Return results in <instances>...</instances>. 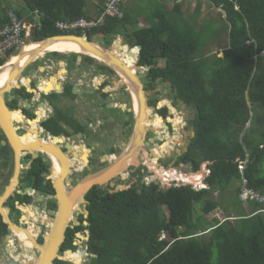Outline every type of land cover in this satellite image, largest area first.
Instances as JSON below:
<instances>
[{"label":"trees","instance_id":"obj_1","mask_svg":"<svg viewBox=\"0 0 264 264\" xmlns=\"http://www.w3.org/2000/svg\"><path fill=\"white\" fill-rule=\"evenodd\" d=\"M170 1L177 15L158 13L149 26L129 30L130 18L123 12L92 31L111 39L123 34L130 47L139 45L140 64L163 58L153 74L170 84L192 116L194 136L179 161H190L194 170L211 161L209 188H160L138 181L123 190H91L84 219L90 250L96 253L92 262L210 264L206 256L214 250V264H264V205L250 200L247 211L239 198L242 178L246 187L264 196V0H197L194 17L204 1L220 12L215 20L203 22L180 18V0ZM86 7V0H0V27L9 22V11L18 18L24 13L35 18L36 11L39 25L30 40H39L59 34L56 20L80 18ZM222 33L224 47L211 52ZM158 117L162 120L161 113ZM179 119L175 114L170 121L177 126ZM215 193L217 199L212 198ZM195 204L200 214H195ZM217 208L230 211L226 216L233 218L220 223L208 218ZM6 232L0 220V235ZM162 233L168 237L160 238Z\"/></svg>","mask_w":264,"mask_h":264},{"label":"flooded vegetation","instance_id":"obj_2","mask_svg":"<svg viewBox=\"0 0 264 264\" xmlns=\"http://www.w3.org/2000/svg\"><path fill=\"white\" fill-rule=\"evenodd\" d=\"M86 35L109 53L115 44L120 49L124 45L126 51H117L115 65L81 52L52 51L47 54L54 57L42 53L25 64L19 63L16 69V61L10 60L20 57L21 47L27 43L21 41L6 47L0 57V73L1 68L7 71L0 85V208L20 227L9 229L0 211V220L7 229L0 235V264H23L18 257L25 253L31 257L29 263H34L39 255L36 244L43 243L66 204L71 207L70 214L52 264H93L96 253L90 250V235L85 228L88 222L84 219L90 203L88 193L98 187L109 192L114 187L130 188L138 181L154 182L164 188L165 183L156 179L158 176L149 170L144 157L148 154L152 159L150 149L155 146L160 150L169 137L168 151L160 150L156 157L157 168H171L167 171L176 176L184 173L173 168L192 165L190 161H179L194 136L191 110L168 82L154 76L153 68L161 64H140V48L133 46L136 52L132 53L133 47L128 46L123 34L114 42L118 35L112 40L92 30ZM140 100L153 107L146 115L149 125L141 133L137 118L139 106L142 109ZM158 113L165 129L163 123L153 127ZM175 114L181 115L177 126L170 121ZM137 131L142 141L136 160L104 183L90 186L80 201L75 195L76 187L122 157H131ZM164 156L168 160H160ZM149 176L156 177L148 179ZM127 178L129 182L120 185L119 181Z\"/></svg>","mask_w":264,"mask_h":264},{"label":"bare ground","instance_id":"obj_3","mask_svg":"<svg viewBox=\"0 0 264 264\" xmlns=\"http://www.w3.org/2000/svg\"><path fill=\"white\" fill-rule=\"evenodd\" d=\"M119 41V40H118ZM43 43V44H42ZM42 43H30L28 45H26L23 50H22V53L20 55V57H14L12 58V60L10 61H16L14 64H15V68L17 69L18 68V64L22 63V64H25L27 61L30 60V58H32L33 56H39L40 53H43L44 51H60V52H81V53H85V54H88L90 56H93V57H97V58H100V59H103L105 60L106 62L108 63H112L115 65V60L116 58H118V50L119 52L121 53H125L126 50L124 49H120L118 46H116L115 44V48L113 47V49L111 50V54H108V52H96L94 51L93 49H89L87 47H85L84 45H82V43H79L77 42L76 40L72 39V38H61V39H50V41L48 43H45L44 41ZM114 46V45H113ZM103 50V49H102ZM130 51H132V53H135L136 52V47H133L130 49ZM118 57H117V56ZM115 56V57H114ZM27 59V60H26ZM128 59V62L129 63H132L130 61V57L127 58ZM5 65V64H4ZM13 68V67H12ZM128 68V67H127ZM1 70L3 71L2 73H0V85H2L4 79L6 78L5 75L7 74V71L3 68H1ZM13 70V69H12ZM10 71V69H9ZM8 71V73H9ZM12 80V79H11ZM10 80V81H11ZM53 80V78H52ZM55 82V81H54ZM7 84V82H4ZM44 84V83H43ZM133 94H134V91H133ZM138 97H141L140 95ZM141 104H142V109H141V106H139V110H137V118H138V124H139V127H141L139 130H140V133L142 132V130H144L145 128L148 127V121L146 120V115L147 113H149V108H153V107H150L149 106H145L142 101L140 100ZM155 108V107H154ZM136 112V111H135ZM154 120H158V121H162L161 119H159L158 117V114L157 116L155 115V117L153 118ZM147 121V122H146ZM181 124V122H180ZM153 127H156V128H159L161 127L160 125H158L157 123H154L153 124ZM155 130V129H154ZM158 130V129H157ZM143 134V133H142ZM138 131L135 132V138H137V143L136 145L130 150V152L132 151L131 154V157L129 156H125V157H122L119 162H117L115 165L111 166L109 169L108 172H111L112 169L116 172H118L121 168H123L126 164H128V162H133L134 160H136V150L139 149V147H141V141H142V138L139 139L138 138ZM143 136V135H142ZM168 138V136H166ZM134 138V139H135ZM170 137L168 138V141L165 145H161L159 146L160 147V150L161 151H168L167 149L169 148V143H170ZM44 150V149H43ZM160 150H158L155 146L152 147L150 149L151 153H153V158L150 159V157L148 156V154L145 155V161L147 162V164L152 168V170L155 172V174L162 180V181H165L167 182L168 180H176L178 179V181H183V182H191V183H196V184H199L201 183L202 181V177L204 176V170H200V171H190L188 172L187 174H184V175H174L170 172H168L166 169H158L157 168V161H156V157L159 155V153L161 152ZM48 152V151H47ZM165 157V156H164ZM142 158V157H141ZM148 166V167H149ZM149 167V168H150ZM202 169V168H201ZM159 171V172H157ZM90 177V176H89ZM88 178V177H87ZM93 179L94 181H98L101 179V175H93ZM100 181H104V180H100ZM195 185V184H194ZM67 205V204H66ZM65 206H62L61 207V212L62 210H66L68 211V215H67V218L69 217V214H70V209L71 207H66ZM52 220V219H51ZM52 227H54L53 223L51 225ZM16 258L18 256H15ZM20 260H22L24 262V264H28L30 262V256L27 255V253L25 254H22L21 257H18ZM34 262H35V258H34Z\"/></svg>","mask_w":264,"mask_h":264},{"label":"built area","instance_id":"obj_4","mask_svg":"<svg viewBox=\"0 0 264 264\" xmlns=\"http://www.w3.org/2000/svg\"><path fill=\"white\" fill-rule=\"evenodd\" d=\"M124 1L125 0H104L101 9L95 15L88 17L82 16L74 20H56L54 22V27L65 33H74V31L86 33L97 25L102 24L107 17L121 18L123 15L121 4ZM8 15L9 22L0 27V57L6 47L21 43V41H23L22 32L25 31V34H27L30 25L31 27L33 26V24H26L23 18H18L13 11H9ZM239 195L242 199L256 200L264 203V196L246 187L245 178H242V186Z\"/></svg>","mask_w":264,"mask_h":264},{"label":"water","instance_id":"obj_5","mask_svg":"<svg viewBox=\"0 0 264 264\" xmlns=\"http://www.w3.org/2000/svg\"><path fill=\"white\" fill-rule=\"evenodd\" d=\"M61 38H72L74 40H76L79 43H82V45H84L85 47L89 48V49H93L94 51H98L100 53H102L103 51L108 52L109 51L103 47H101L100 45L89 41L87 39V35L86 34H56V35H52L49 37H45L39 40H31L28 38L26 41L27 43H25L20 50V54L22 53L23 48L30 44V43H42L43 41L45 43H48L50 41V39H61ZM120 39H122V36H120ZM29 41V42H28ZM43 44V43H42ZM138 48H140V46H137ZM103 49V50H102ZM49 51V50H48ZM46 52V51H45ZM44 53V52H43ZM42 54V53H40ZM129 54H131L129 52ZM147 66V65H146ZM2 103V97H1V93H0V104ZM117 163V161H115V163L113 165H115ZM133 163V162H132ZM205 163H210V162H205ZM112 165V166H113ZM181 165V164H180ZM149 166V165H148ZM111 169V168H110ZM110 169L104 170L101 174V179L100 180H104V181H94L93 176L91 178H89L88 180H86L85 182L79 184L75 189V195L79 196L80 201H83V197L82 194L85 193L90 186H92L93 184H102L105 181L109 180L111 177L115 176L116 172L115 169L111 172H108ZM175 169V168H173ZM149 170L152 171V169L149 168ZM95 176V175H94ZM111 185H113V183H111ZM126 189V187L124 186H120V187H114L112 191H117V190H123ZM67 208L69 207L68 205L66 206ZM67 210V209H66ZM64 211L61 210L58 212L56 220L53 221V225L54 227H51L50 231L45 235L44 237V241L42 244H36V246L38 247L39 250V255L36 256L35 258V262L34 263H29V264H52V260L56 254V251L58 250L61 242L64 239V231L66 229V224H67V213L68 211ZM1 213L4 215V221L5 223L8 224V228L12 229L15 231V229H19L20 227L17 226L16 224L12 223L5 215L4 211L2 210V208H0ZM6 239H8V237H6ZM19 243H21V241H19Z\"/></svg>","mask_w":264,"mask_h":264},{"label":"rangeland","instance_id":"obj_6","mask_svg":"<svg viewBox=\"0 0 264 264\" xmlns=\"http://www.w3.org/2000/svg\"><path fill=\"white\" fill-rule=\"evenodd\" d=\"M151 1V3L152 4H154V3H157V1L156 0H150ZM197 4H199V2H195V3H192V7H187V5H189V4H183V6H184V10L182 11V13H183V15H184V17H185V19L186 20H188V22L189 21H191L192 20V18L194 17L193 16V13H194V10L195 9H197L198 7L196 6ZM219 13L220 12H218L215 8H213L210 4H207V3H201L200 5H199V13L197 14V16H195L194 18H196L198 21H201V22H203V21H205L207 18L208 19H213V20H215L214 18L215 17H217V16H219ZM216 14V15H215ZM223 14H222V12H221V16H222ZM151 17V16H150ZM150 17H147V18H149V20H147L146 22H143V24L145 25V26H149L150 24H151V22H153V19L151 20L150 19ZM154 17V16H153ZM155 19H157L156 17H154ZM151 20V21H150ZM222 21V20H221ZM98 26V25H97ZM216 26H219V23H217V25ZM128 27H130V25L129 24H127L126 25V28H128ZM131 28V27H130ZM75 33H77L78 34V32H79V34L80 35H82L83 34V32L82 31H74ZM60 33V32H59ZM107 37H109V36H107ZM114 38V37H113ZM110 39V38H109ZM120 40V38L117 36H115V39L112 41V42H114L115 40ZM97 40L99 41L100 40V38H97ZM110 40H112V39H110ZM125 43V42H124ZM128 46H130L129 44H128ZM122 49H124V50H126V47L123 45V46H120ZM224 47V42H223V33L222 34H220V36L218 37V38H216L215 39V41L213 42V44H211V46H210V50H211V52L213 51V52H216L218 49H220V48H223ZM221 50V49H220ZM220 50H218V51H220ZM49 52H52V51H44V53L46 54L45 56H49V57H54L53 55H48L47 53H49ZM220 55H222V53H219L218 54V56H220ZM157 62H158V64H163V59L162 58H159V59H157ZM190 114V113H189ZM174 119V118H173ZM157 120V119H156ZM155 123H157V124H159V121H156ZM176 136L179 138V136H180V133L179 132H176ZM181 139V138H180ZM166 143L164 142V145H165ZM153 144H151L150 145V147L152 146ZM160 160H162V161H165V160H168L166 157L165 158H162V159H160ZM159 162V161H158ZM160 163V162H159ZM177 169H180L181 170V172L182 173H188V172H190V171H192V170H189V168L187 167V165H182V168H181V165H179V166H177L176 167ZM158 169H162V168H160V167H158ZM166 170H171V168H166ZM183 170V171H182ZM156 177V176H155ZM154 176L153 177H151V176H149L148 177V179H154L155 178ZM159 178V177H158ZM158 178H156L157 180H159V181H161V179H158ZM129 178H127V179H125V181H119V183H120V185H126L128 182H129ZM117 181L118 180H115V182L117 183ZM163 183H166V182H164V181H162ZM172 182L174 183V184H177V183H180V182H178V181H173V180H168L167 181V183L165 184V187L164 188H166L167 187V185H171L172 184ZM188 184V183H187ZM194 184H196V183H194ZM193 183H192V185H194ZM197 185H199V186H201L202 187V183H200V184H197ZM118 186V185H117ZM212 198L213 199H217V194H212ZM196 206H195V214H200V205L199 204H195ZM231 212L229 211V212H224V215H229ZM223 212H222V210L219 208V209H215V210H213L212 212H210V213H208V215H207V217L208 218H216V219H218V218H220V220H222L223 219ZM218 217V218H217ZM219 220V221H220ZM163 237H168L167 236V233H164V234H161V236H160V238H163ZM207 237V234H203L202 235V239L203 238H206ZM196 242H198V243H201V246H202V241H200V239L199 238H196L195 237V239H194ZM82 246V245H81ZM0 247H2V246H0ZM214 255H215V251L213 250V253H212V255H211V257L209 256L208 257V254H207V256H206V261H209L210 262V264H214ZM23 263V262H22ZM24 264V263H23Z\"/></svg>","mask_w":264,"mask_h":264},{"label":"crops","instance_id":"obj_7","mask_svg":"<svg viewBox=\"0 0 264 264\" xmlns=\"http://www.w3.org/2000/svg\"><path fill=\"white\" fill-rule=\"evenodd\" d=\"M157 3L152 4L150 0H125L124 3L121 6V9L123 12H126L128 14V17L130 18L128 24L130 27L128 29H135L145 26L143 22H146L150 19L152 20V17L154 15H157L158 13L166 14L168 17H172L173 15H177L172 9V1L170 0H156ZM197 3V0H180V8L178 15L180 18L185 19L182 11L184 10L183 4H189L187 7H192V3ZM207 3L206 1H204ZM202 2V3H204ZM87 7L85 9V17L95 15L102 7V4L104 3V0H86ZM209 4V3H207ZM215 8V7H214ZM34 17L30 18L31 13H24V16L22 17L26 24H34L35 19L39 17L38 13L35 11ZM199 13V10L197 14ZM150 20V21H151ZM186 20V19H185ZM31 26V25H30ZM120 36V34H117ZM27 39H25L26 41ZM221 56V55H220ZM163 59V58H162ZM164 62V61H163ZM163 65V64H161ZM244 209L248 210V206L244 205ZM21 257V256H20Z\"/></svg>","mask_w":264,"mask_h":264},{"label":"clouds","instance_id":"obj_8","mask_svg":"<svg viewBox=\"0 0 264 264\" xmlns=\"http://www.w3.org/2000/svg\"><path fill=\"white\" fill-rule=\"evenodd\" d=\"M24 20V19H23ZM38 24V22H35L34 24H33V26L31 27L30 26V29L28 30V33L27 34H25V31L24 32H22V38H23V42H26L25 41V39H30V35H31V30H33L34 29V27H36V26H38L37 25ZM29 25V24H28ZM95 28V27H94ZM92 30V29H91ZM90 30V31H91ZM59 31V30H58ZM60 33L59 34H77V33H65V32H62V31H59ZM88 32V31H87ZM86 32V33H87ZM86 33H84L83 32V34H86ZM263 53H264V51H263ZM205 162H210L211 163V161H203L202 163H200L199 164V167L196 169V170H194L193 169V167H192V165L189 167V170H192V171H198V170H200L202 167H204V176L202 177V187L201 186H199V185H197V184H195V185H192V183L191 182H183V181H178V179H176V180H173L174 182L175 181H178V182H180V183H177V184H174L173 182H172V184L171 185H190L193 189H195V190H199V189H203V188H209V184L207 183V181H206V178H207V176L210 174V169L208 168V164H210V163H205ZM240 165H241V167H240ZM238 167L240 168V169H242L243 168V165L240 163L239 165H238ZM175 170L176 171H179V172H181V170L180 169H176L175 168ZM183 171V170H182ZM165 182V181H164ZM167 183V182H166ZM165 183V184H166ZM188 183V184H187ZM200 184V183H199ZM171 185H167V187L166 188H168V187H170ZM215 194H217V193H215ZM239 194H240V190H239ZM239 198L243 201V203H244V205H247V203H248V201H250L249 199H242L241 197H240V195H239ZM261 204L262 205H264V203H262L261 202ZM217 209H219V208H217ZM263 211H264V206H263V209H262ZM223 212V211H222ZM255 213V212H254ZM223 219L222 220H220V218H218V220H220L219 221V223L220 222H222V221H225V220H227V219H232L233 217H228V216H226V215H224V212H223ZM209 230V229H208ZM207 231V230H206ZM206 232H204V234H205ZM162 234H164V233H162ZM198 235H200V234H198ZM161 236V235H160Z\"/></svg>","mask_w":264,"mask_h":264}]
</instances>
